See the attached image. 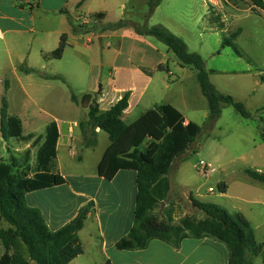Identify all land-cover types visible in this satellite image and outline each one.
Instances as JSON below:
<instances>
[{
	"label": "crops",
	"instance_id": "crops-1",
	"mask_svg": "<svg viewBox=\"0 0 264 264\" xmlns=\"http://www.w3.org/2000/svg\"><path fill=\"white\" fill-rule=\"evenodd\" d=\"M81 1L0 0V83L4 84L8 92L12 88V83L8 79L11 73L19 80L22 91L28 97L32 93L29 87L34 86L33 74L43 82L58 79L50 77H61L65 81V78L58 72H54L51 67L61 62L67 54H75L81 63L84 60L90 62V78L82 96L86 93L96 95L100 109L106 111L128 92L130 98L125 121L131 124L155 105H160L150 98L149 93L152 90L159 91L160 87L170 89V84L166 81L155 84L154 75L160 71H167L163 65L169 62L171 51L166 45V52L160 50L161 48L152 41L154 37L139 36L129 28L104 32L101 30L103 25L120 20L138 22L132 18L140 13V9L145 4L147 5V0H86L80 5ZM213 1H216V6L219 4V0H207V2ZM225 2L228 3L229 10L232 12V15L229 14L230 20L225 18L226 15L220 5L214 17L206 19V22L215 30L218 26L223 28L227 23L247 18L252 14L264 17V7L259 8L249 0H239L235 3L225 0ZM159 7L152 16L157 13ZM70 15L76 24L88 27L97 25V28L86 34H74ZM228 27L221 31L228 30L229 35L239 31L235 41H239L247 29L240 26L232 32ZM255 31L257 32V28L253 29L254 33ZM63 35H66L67 40L62 57L60 59L45 58V55L58 48ZM105 39H107L106 42ZM149 53L152 58L148 57ZM81 55L85 57L84 60L81 59ZM168 73L169 79H173L174 73L171 67ZM23 80L28 81V84ZM77 97L81 101V97ZM143 104L146 106L145 111L135 116ZM172 106L177 108L175 105ZM24 112L28 121L27 131L24 118L17 116L22 121L23 135L32 133L35 138L43 137L47 125L56 122L59 138L54 172L66 179L63 185L28 193V204L38 208L49 228L55 231L73 219L81 207L90 202L93 203L92 212L85 221L84 228L79 232L83 253L69 264H106L107 262L110 264H228L229 252L226 246L209 237H186L181 240L178 247L155 239L150 241L148 247L143 250H118L115 247L116 243L129 233L134 224L137 196L136 172L120 170L112 180L99 176L98 165L110 145L107 133L98 129L96 144L86 147L81 123H60L57 118L49 123H39L30 116L28 108ZM12 116L16 115L12 114ZM0 117V146L4 148L5 145L7 147L8 140L3 136L1 112ZM184 117L185 123L192 121L187 116L184 115ZM88 133H90L89 129ZM27 145L32 149L31 143ZM35 148L37 151L38 147ZM98 150L100 155L95 158L96 169L93 171L83 169L86 155L99 152ZM33 152L34 149H32V155ZM0 159L8 160L1 149ZM72 162H77V165L72 166ZM170 182L169 199L182 207V212H179L181 215H186L183 203L172 196L175 187L171 179ZM221 183L223 182L218 184ZM189 191L192 192L189 186L181 184L179 197L192 199L193 194H188ZM226 193L220 192V195L224 196ZM196 195L201 196L200 193ZM260 205L264 208L263 202H260ZM165 206L166 203H162L155 211L161 219ZM231 211L242 213L250 221L260 248L253 258V263L264 264V217H255L252 210L249 212L250 216L240 207ZM178 221L177 219L174 223L177 224ZM8 227L7 224L3 228ZM4 253L5 249L0 243V259Z\"/></svg>",
	"mask_w": 264,
	"mask_h": 264
},
{
	"label": "trees",
	"instance_id": "trees-1",
	"mask_svg": "<svg viewBox=\"0 0 264 264\" xmlns=\"http://www.w3.org/2000/svg\"><path fill=\"white\" fill-rule=\"evenodd\" d=\"M85 1L82 0L80 5ZM229 1L235 3L237 0ZM249 1L259 8L264 7L263 0ZM162 2L147 0L146 18H150ZM69 19L74 34H86L97 28V25L88 27L76 24L71 15ZM123 28H129L139 36L156 38L175 54L182 65L196 70L201 91L209 105L208 120L215 122L225 104L233 106L244 118L251 116L242 103L220 93L210 80L203 58L191 52L186 42L171 30L163 25L148 27L145 23L131 20L103 25L101 30ZM238 35L239 31L231 33L223 39L222 47H232L240 54L235 46ZM66 40V35H63L58 48L44 57L60 59L66 48ZM129 98L127 92L109 110L102 111L96 95L86 93L81 101L74 93L71 95L75 104L88 109L86 120L80 122L85 146L96 144L98 129L108 134L110 145L98 165V175L112 180L120 170L136 172L134 224L115 247L118 250H143L155 239L178 247L186 237H209L226 246L228 264H254L253 258L260 248L255 230L246 216L240 212H230L218 204L195 200L192 204L202 217L181 215L182 207L169 199L171 182L168 175L171 168L182 155L190 151L196 153L197 148H192L201 135L202 127L194 121L185 123L184 115L171 104L155 105L136 121L127 124L125 116ZM0 112L6 119V125L2 126L4 138H14L18 143H31L38 147L32 166L30 150L25 152L22 163L17 157L0 159V219L9 225L8 228L0 227V243L5 249L0 264H30V261L35 264H69L83 253L79 232L92 212L93 203L81 207L66 225L52 231L42 212L28 204L27 194L66 183L62 175L54 172L59 138L56 122L47 125L43 137L35 138L32 133L23 135L22 121L8 114V102L4 97ZM261 138L264 141L263 130ZM245 172L253 180L264 184V171L246 169ZM218 188L220 192L227 190L225 183L219 184ZM162 203H166V206L161 219L155 211ZM177 219L179 221L175 224Z\"/></svg>",
	"mask_w": 264,
	"mask_h": 264
},
{
	"label": "rangeland",
	"instance_id": "rangeland-1",
	"mask_svg": "<svg viewBox=\"0 0 264 264\" xmlns=\"http://www.w3.org/2000/svg\"><path fill=\"white\" fill-rule=\"evenodd\" d=\"M218 2L216 6V1L163 0L157 13L151 18L145 17L148 11L145 4L140 13L135 14L132 19L145 23L148 27L164 25L168 29L171 28L186 42L191 52L203 58L211 81L220 93L242 103L251 114L249 118H244L233 106L225 104L222 106L221 116L215 122L208 120L209 105L201 91L196 70L183 66L175 54L169 52L170 63L166 62L163 65L167 71L156 73L154 79L155 84L166 81L170 84V89L160 87L159 91L152 90L149 96L159 104L175 105L185 116L202 127L201 135L192 148H197L196 153L190 151L182 155L171 168L168 176L175 187L172 196L183 203L186 215L197 218L202 216L193 207V200L218 204L230 212H233L231 209L239 207L247 214L252 210L255 217L262 218L264 208L260 202L264 203V184L253 180L245 171L264 170V141L261 138V131H264V17L252 14L231 23L226 21V26L223 28L218 26L215 30L206 19L214 17L219 5L223 8L225 18L229 19V14L232 15L225 0ZM227 26L232 32L240 26L247 28L239 41H235L240 54L232 47H222V40L228 37L229 33L228 30L223 32L221 29ZM255 28L256 33L253 32ZM152 41L161 48L160 50L167 51L162 42L155 38H152ZM76 57L75 54H67L61 62L51 67L54 72L61 74L65 81L57 79L43 82L33 74L34 86L29 87L32 93L28 97L22 91L19 80L9 73L8 79L12 83V88L7 92L4 84L0 83V109L4 97L8 102V114L24 118L26 131L28 123L24 112L26 108L30 110V116L39 123H49L56 118L60 123H80L86 120L88 109L77 106L71 95L75 93L79 97L82 96L90 78V62L85 61V57L82 56L81 59L84 61L81 63ZM148 57L152 58L150 53ZM169 67L174 73L171 80ZM23 82L28 84L26 80ZM145 109V104L141 105L135 116H139ZM2 123L6 125L5 118L2 119ZM7 140V147L0 146L1 152H5L6 159L17 157L22 163L25 152L30 150L32 166L36 146L32 147L34 149L32 155L29 145L18 143L14 138ZM98 151L86 155L83 169L86 171L96 169L95 158L100 155V150ZM201 160L213 163L217 171L205 177L199 169ZM76 161L79 162L78 159ZM74 165H77V162H72V166ZM221 181L228 187L224 196L220 195L218 188ZM181 184L192 189L188 194H193V200L179 197ZM209 188H213L212 194L208 192ZM198 193L201 196L196 195ZM253 222L255 224V221ZM0 225L7 226L2 221ZM30 263L35 264L33 261Z\"/></svg>",
	"mask_w": 264,
	"mask_h": 264
},
{
	"label": "built area",
	"instance_id": "built-area-1",
	"mask_svg": "<svg viewBox=\"0 0 264 264\" xmlns=\"http://www.w3.org/2000/svg\"><path fill=\"white\" fill-rule=\"evenodd\" d=\"M86 23V20H85ZM199 169L200 172L205 176L208 177L210 176L212 173H215L217 171V168L215 167V165L209 161L206 160H201L199 162ZM210 193H213L214 190L213 188H209L208 190Z\"/></svg>",
	"mask_w": 264,
	"mask_h": 264
}]
</instances>
